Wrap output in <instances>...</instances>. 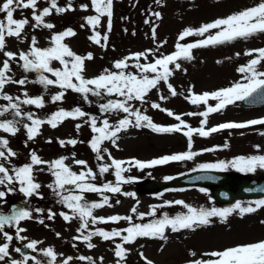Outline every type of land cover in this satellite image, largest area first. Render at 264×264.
I'll return each instance as SVG.
<instances>
[{
	"label": "rangeland",
	"instance_id": "374dc122",
	"mask_svg": "<svg viewBox=\"0 0 264 264\" xmlns=\"http://www.w3.org/2000/svg\"><path fill=\"white\" fill-rule=\"evenodd\" d=\"M260 2L262 0H159V2L157 0H113L111 32H107L106 16L101 18V25L97 29L101 35H108L105 48L89 39L93 35V30L87 25L85 18L96 15L91 6V0H71L72 8L75 10L66 11L62 14H58L53 9L51 14L44 18L45 22L55 26L53 29L42 26L34 27L32 9H18L14 13L16 19L27 18L29 25L25 27L22 33V39L6 38L5 51L17 54V59L10 61L11 71L7 75L11 76L13 80L26 77L28 82L25 85L8 83L3 92L0 93V96L3 94L12 96V102L18 103L22 112V116L17 117L14 114L15 110L9 108L8 112L0 116V122L11 120L16 123L19 129L15 135L0 130V139H7L9 142L7 149L16 153L7 161L0 159V163L9 169V174L13 176L12 170L14 168L31 163L32 152H35L43 161L48 163L33 166L34 181L41 185L37 195L25 197L19 191L18 182L8 184L6 181L5 185H0V191L5 192V197L0 200V210L5 213L7 209L10 211V216L13 209L17 211L24 209L30 211L32 215L31 219L20 221L18 226L13 222L9 228H4V232L13 236L11 242L5 239L4 232H0V245L9 243V256L0 261V264H11L13 259L23 261L25 255L35 257V260L29 259L26 264H36V260H39L40 264H49L51 258L43 254L48 248L53 249L56 255L52 264H64V261L68 260L69 257L71 259L68 260V264H117L115 246L123 243L121 238L114 237L105 241L99 236H93L90 242L95 247L89 248L88 242H85L82 236L96 229L111 232L113 229L122 230L133 225L128 224L126 220L109 223L98 222L95 225L89 222L86 229H81L82 221L78 216L70 222L65 221L60 213L69 215L72 213L60 202L61 197L48 187L50 184L54 186L55 183V177L49 168V164L60 158H67L65 164L77 174L91 169L96 175V179H89L88 182L98 187H102L105 183H111L115 186L117 183L115 168L110 167L107 173L100 174L99 168L102 165H110L112 159L126 162L122 167L130 170L122 173V175L130 182L120 184V193L83 194L88 203H102L103 196L109 197L111 206L105 205L102 208L94 209L93 215L95 217L132 216V220H141L143 224H146L162 219L165 213L170 218L187 214V208L183 204L174 203L177 200L183 201L184 204L197 210L201 208L211 210L212 208H230L237 202L242 207H255V201L264 199V197L246 196L229 204H224L213 198L211 188L208 186L165 188L151 193L143 192L139 200L134 192L137 180L169 178L180 173L200 169L199 166L202 164H217L220 161L228 163L241 156L264 155V135L260 134L264 132V125H253L243 129H226L212 133L207 137L194 134L191 148H189L188 138L183 135V132L158 133L148 127L129 126L126 130H121L118 133L115 144L111 140H105L102 143V149H107V152L102 151L103 160H97V154L92 151L90 143L93 137L98 134L92 132L90 124L85 123V120L95 116L98 127L101 126L104 119H108L110 124L116 125L127 114L123 112L101 113L99 105L118 97L105 95L101 98L89 94L86 101L80 93L68 89L61 102L53 103L51 97L61 89L56 86H48L45 89L41 84L31 82L37 79L38 73L25 72L22 68V61L18 59L20 52L27 53L30 50L33 37L37 41V47L46 49L52 46L51 37L54 34L71 28L76 35L65 38L63 43L67 44L77 55L92 54L93 59L85 61L84 76L85 78H94L104 73L105 70L117 71L113 67L114 63L134 53L152 50L153 55H149L147 61L141 59L140 63L153 62L155 58L161 55L174 53L177 42L188 44L205 39L218 30L213 29L204 37L190 36L183 41H178L179 35L186 28L198 29L204 24L211 23L218 18H226L231 14L256 6ZM68 4L69 0H57L58 7H67ZM85 4L88 5L87 11L81 9V5ZM45 7H51V0H38L36 14H39ZM155 12L161 14L159 19L153 15ZM4 16L5 14L0 13V19H4ZM145 20H149L150 23H145ZM153 27H156L155 39L152 34ZM260 48H264V33H257L246 39L238 38L215 46L194 48L191 50L193 58L191 60H178L177 62L181 65L180 69L175 70L173 75L169 77L168 83L176 90V96L171 95L167 84L162 81L157 88L152 89L147 94L143 103L133 100L130 104L135 109H139L142 114L151 117L152 121L159 126L169 127L180 122L174 116H169L166 111L152 108V103H158L161 108L180 115L182 120L192 128H199L203 118L199 115L189 116L186 114L204 111L207 105H194L186 97H189L190 93H211L242 82L243 74L238 69L247 65L256 55L253 53L252 56H249L245 53ZM5 59L7 57L0 53V67H2ZM133 63L135 61H129V64ZM52 67L62 68L58 61H53ZM170 67L174 66L170 65ZM257 69L264 71V61L257 65ZM126 71L135 73L137 70L129 67ZM45 75L55 79L49 73H45ZM25 93H27V97L24 95ZM37 96H43L44 107L37 108L34 105L21 104L16 99L19 97V100L22 101ZM161 96L166 99L161 100ZM215 103L216 101L213 100L208 101V105L211 106H214ZM8 106L9 102L0 98V110ZM77 107L89 115L77 119L67 118L56 128L44 123L39 129V134L33 140L28 139L24 125L30 124L31 121L27 119L26 114H33L34 119L47 120L60 109L72 111ZM261 118H264V104L246 105L242 101H236L222 111L210 114L206 128L226 122L243 123ZM130 119L134 120V117H130ZM77 124L81 125L79 130L76 128ZM186 130L184 129V131ZM72 139L77 141L75 145L65 143L62 146L60 143V141ZM225 144L227 147H224ZM257 145L259 146L258 149ZM7 149L0 150H4L7 154ZM209 149L212 150L209 151ZM186 151L199 154L191 160L172 161L168 164L142 170L127 163L132 160L147 162ZM76 160L86 161L87 168L77 165ZM227 170L253 178L264 177V169L259 168L254 173L240 172L232 167ZM66 187L71 189L73 186ZM9 188L12 191H9ZM124 193H132L133 195H125ZM160 205L164 206L157 207L155 215L148 214L152 211L153 206ZM133 207H136V213L131 212ZM50 212L56 214L53 219L48 218ZM140 213L146 214L143 219L139 217ZM41 220L43 223L39 222ZM262 221H264V207L244 215H241L237 210L223 222L220 217H213L209 225L196 227L195 230L182 229L173 232L171 228H167L165 239L137 237L134 242L138 245L136 244L131 248V245L125 244L124 247L127 249L126 260H123L122 264H129L128 261L131 264H146L141 253L152 264H189L194 259H207L208 257L203 256V253L256 243L257 240L264 241V223ZM17 227L25 229L19 233V236H17ZM126 234L122 233V235ZM74 237H80V239H74ZM32 241L37 242L36 250L31 249L27 254L15 251L18 245ZM193 251L196 253L195 257L190 255V252ZM80 256L90 257L91 261L80 260Z\"/></svg>",
	"mask_w": 264,
	"mask_h": 264
},
{
	"label": "snow or ice",
	"instance_id": "6c2138e0",
	"mask_svg": "<svg viewBox=\"0 0 264 264\" xmlns=\"http://www.w3.org/2000/svg\"><path fill=\"white\" fill-rule=\"evenodd\" d=\"M159 2V0H157ZM38 0H2L0 3V13L5 14L4 19H0V53L7 57L0 67V93L3 92L4 87L8 83H17L19 85H25L27 78L13 80L11 76L7 75L11 71L10 61L17 59V54L5 51L6 38L15 37L17 39H22V33L25 27L29 25V20L27 18L16 19L14 18V13L18 9H32V19L35 21L34 27H44L47 29H53L55 26L52 23H47L44 18L49 16L53 9L58 14H62L66 11H73L71 0L67 7H58L57 0H51V7H45L39 14H36ZM91 6L95 11L96 15H90L85 18L87 25H89L93 30V35L89 37L93 43L99 45L102 48L107 46L108 35H101L100 31L97 29L101 25V18L107 17V32L112 30V16H113V0H91ZM81 9L84 11L88 10V5H81ZM153 15L159 19L161 14L159 12L153 13ZM145 23H150L149 20H145ZM84 27V25H81ZM216 29L218 31L215 34L208 35L205 39L199 41L181 44L177 42L176 51L169 55H161L155 58L153 62L140 63L141 59L147 61L149 55H153L152 50H147L145 52L134 53L128 57L118 60L114 63L113 67L117 71L105 70L104 73L100 74L94 78H85V61L92 60L93 56L91 53L86 56L77 55L74 53L67 44L63 43L65 38L76 35L75 31L71 28L54 34L51 37L52 46L46 49H41L36 46L37 41L35 37L31 39L30 50L25 52H20L18 55L19 61H22V68L25 72H36L38 73L37 79L31 81L33 83H39L44 86L45 89L48 86H56L61 91L51 97V101L61 102L65 96V92L71 89L73 92L80 93L84 99L88 100V95L101 97H118L117 99H109L106 103L99 105L101 113L110 112H123L127 114L125 118L118 121L116 125L109 123L108 119H104L101 122V126H97V118L95 116L90 117L89 120H85V123L90 124L93 133L98 135L94 136L91 140L90 146L92 151L97 154V160H103L101 152H107V149H102L101 145L105 140H111L115 144V139L118 138V133L121 130H126L129 126L133 127H148L158 133H175L183 132L188 138L189 148H191L192 137L194 134H198L201 137H207L212 133L226 129H243L253 125H264V118L254 119L243 123L236 122H226L211 128H206L208 117L212 113L220 112L228 105L235 103L236 101L247 100L254 94L259 93L264 90V71H259L257 65H260L264 61V48L249 50L245 55L252 56L256 53L255 58L251 59L247 65L242 66L238 69L240 73L243 74L242 82H237L233 86L213 91L211 93L205 92L202 94L190 93L189 97L186 99L190 100V103L194 105L204 104L207 105L206 110L198 113H187L186 115H199L203 119L200 122L199 128H192L186 124L180 115L174 114L172 111L161 108L160 104L152 103L151 107L154 109H159L160 111H166L169 116H174V118L180 123L177 125L163 127L155 124L151 117L146 114H142L139 109H135L130 102L133 100L144 102L147 94L152 90L157 88V86L163 81L167 84L168 89L172 96H176L177 92L173 86L168 83L169 77L173 75L175 70L180 69L181 65L177 62L180 59L191 60L192 54L191 50L194 48L215 46L218 44H223L227 42L234 41L238 38H248L257 33H264V0L257 4L256 6L244 9L238 13L231 14L226 18H218L215 21L204 24L198 29L186 28L178 37V41H183L186 37L190 36H200L204 37L206 33H210L211 30ZM153 38L156 36V27L152 28ZM103 41V43H102ZM239 55V54H237ZM135 61L133 64H129V61ZM58 61L62 68L52 67V62ZM170 65L174 67H170ZM129 67L135 68L137 71L135 73L126 71ZM45 73H49L51 77L49 78ZM27 97V93L24 94ZM0 98L9 102V106L0 110V116H3L9 111V108L15 110L14 114L17 117L22 116L21 109L18 103H13V97L7 94H3ZM19 103L25 105H34L37 108L44 107L43 96H37L35 98H26L22 101L19 97L16 98ZM166 99L161 96V100ZM216 101L214 106L208 105V101ZM89 114L82 111L79 107L72 111H66L60 109L51 115L47 120L34 119L33 114H26L27 119L31 121L30 124H25L24 127L27 130V136L29 140H33L38 134L41 125L44 123L49 124L52 128L58 127L65 119H77L88 116ZM130 117H134L130 119ZM81 127L80 124L76 125L77 130ZM184 129H187L184 131ZM0 130L5 133H10L15 135L19 130L11 120L0 122ZM264 135V132L260 133ZM50 142V141H49ZM7 139H0V149H7L8 145ZM63 146L65 143L75 145L77 141L75 139L68 141H60ZM227 147V144L224 145ZM257 149L259 146H256ZM212 149H209L211 151ZM192 151H186L184 153L167 155L159 159H153L147 162H142L139 160H132L131 165L138 169L152 168L157 165L168 164L172 161H184L191 160L195 155ZM16 155L11 149H7V154L4 150H0V159L7 161L9 157H14ZM110 157V154H109ZM65 159L60 158L52 161L49 164L50 170L55 177V183L53 185H48L49 188L55 192L57 196L61 197L60 202L67 207L72 215L67 213H60L65 221H71L77 216L82 221L81 229H86L89 222L93 225L96 223H109V222H119L121 220H126L129 223L132 221V216H120L114 215L110 217H95L93 215V210L102 208L105 205L111 206L109 203V197L103 196L102 203H88L85 201L84 193H120V184L130 182L126 179L122 173L129 171L130 169L122 167L125 161L111 160V164L102 165L99 168L100 174L107 173L110 167L115 168V177L117 183L115 186L111 183H105L102 187H98L93 183L88 182L89 179L95 180L96 175L91 169L87 171H81L79 174L73 172L69 166L65 164ZM111 159V157H110ZM48 162L43 161L35 152L31 153V163L23 167L14 168V176L9 174V169L0 163V185H5L7 181L8 184L18 182L19 191L24 194L25 197H32L38 194V190L41 187L40 184L34 181L33 177V166L47 164ZM77 165L84 166L87 168L86 161L76 160ZM202 169H216L219 171H225L229 167L235 168L237 171L244 173H254L256 170L264 169V155H254L249 157H237L231 162L220 161L217 164H202L199 166ZM170 179V178H168ZM66 186H73L71 189ZM9 191L12 189L9 188ZM69 193L64 195L63 193ZM78 193V194H74ZM125 195H133L132 193H124ZM5 197V192L0 191V200ZM119 203V201H117ZM171 204L172 202H167ZM175 204H183L187 208V214L176 215L174 218H170L166 213L162 219H158L153 223L147 224H135L132 227H128L122 230L113 229L111 232L105 231L103 229H96L95 231L88 232L87 235H83L82 239L87 243L89 248L95 247L90 241L93 236H99L103 240L108 241L114 237H119L123 241V244H116L115 246V256L118 258L117 264H122V261L126 257V249L124 244L133 243L137 237H150V238H160L165 239V230L171 228L173 232L180 231L182 229L195 230L196 227L207 226L211 223V218L220 217L222 222L226 221L227 217L233 212L239 210L241 215L247 213H253L259 208L264 207V199L255 201V207L248 206L242 207L239 202H237L233 207L217 209L212 208L207 210L201 208L197 210L196 208L190 207L184 204L183 201L177 200ZM153 206L152 211L148 213L149 215H155L157 207ZM132 213H136V207L131 209ZM56 214L50 212L48 218L53 219ZM144 213H140L139 217L143 219ZM32 215L30 211L21 209L19 211L13 209L12 215H0V232H4L5 225H12L13 222L18 226L20 221L31 219ZM43 223V220L39 221ZM264 223V221H262ZM25 231V229L17 227V236L19 233ZM122 233H127L122 235ZM59 235V234H57ZM5 239L9 242L13 240V236L4 232ZM23 239V237H20ZM74 239H80V237H74ZM36 241H32L27 244L26 247L36 250ZM15 251L20 252L17 248ZM45 256L50 257L51 260L49 264L55 261L56 255L53 249L48 248L43 253ZM190 255L195 257L196 253L190 252ZM9 256V243H4L0 245V261H3L5 257ZM203 256L208 257L207 259H194L189 262V264H264V241H259L256 243L237 245L234 247L226 248L222 251H212L203 253ZM141 257L145 259L146 264H152L150 260H147L141 253ZM29 259L35 260V257L24 256L23 261H17L15 259L11 260V264H26ZM71 257L68 258L70 260ZM80 260H89L90 257L80 256ZM102 259V258H101ZM68 260L64 261V264H68ZM36 264H40L39 260H36Z\"/></svg>",
	"mask_w": 264,
	"mask_h": 264
},
{
	"label": "water",
	"instance_id": "95a60500",
	"mask_svg": "<svg viewBox=\"0 0 264 264\" xmlns=\"http://www.w3.org/2000/svg\"><path fill=\"white\" fill-rule=\"evenodd\" d=\"M246 105L264 104V90L242 101ZM160 179L137 180L134 192L139 199L143 192H155L169 187L182 186H208L211 188L213 198L220 203L229 204L232 201L246 197H264V177L253 178L248 175L233 173L228 170L197 169L180 173L173 177ZM25 243L20 245L23 252H29Z\"/></svg>",
	"mask_w": 264,
	"mask_h": 264
},
{
	"label": "flooded vegetation",
	"instance_id": "af4514ba",
	"mask_svg": "<svg viewBox=\"0 0 264 264\" xmlns=\"http://www.w3.org/2000/svg\"><path fill=\"white\" fill-rule=\"evenodd\" d=\"M1 175V174H0ZM9 213H10V211H8L7 209L5 210V213L2 211V210H0V215H8L9 216ZM148 222H153V221H148ZM128 224H131V225H135V224H143L142 222H141V220L140 221H135V220H132L131 221V223H129L128 222ZM147 224V223H146ZM10 227V225H5V228H9ZM144 238H148V237H144ZM121 244H123V243H121ZM138 245V243H136V242H133V243H129L128 244V246H130L131 245V248L132 247H134V245ZM123 246H126L125 244L123 245ZM125 248V247H124ZM126 249V248H125ZM127 250V249H126ZM126 258V257H125ZM126 259H124V261H125ZM128 263L129 264H131L129 261H128ZM6 264H8V263H6ZM124 264H127V263H124Z\"/></svg>",
	"mask_w": 264,
	"mask_h": 264
}]
</instances>
